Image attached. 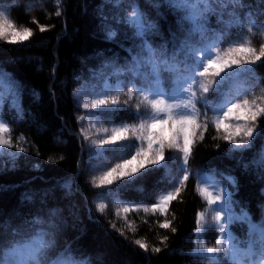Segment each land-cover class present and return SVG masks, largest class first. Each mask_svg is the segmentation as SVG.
<instances>
[{
  "label": "trees",
  "instance_id": "trees-1",
  "mask_svg": "<svg viewBox=\"0 0 264 264\" xmlns=\"http://www.w3.org/2000/svg\"><path fill=\"white\" fill-rule=\"evenodd\" d=\"M133 5L156 25L143 39L154 50H163L167 58L176 53V59L184 61L180 46L185 40L197 47L216 43L223 51L238 44L255 48L257 53L264 48V0H199L194 7H175L166 0H120L118 7L111 0H0V9L18 30L28 27L33 32L22 43L10 44L0 39V73L5 74L0 122H6L10 131L5 138L14 145L1 146L5 154H0V245L13 234H43L47 247L39 264H213L196 253L199 244L217 247V241L222 239L217 226L221 222L212 220L211 209L215 206L199 194L202 187L215 192L211 184L214 180L232 194L234 217L244 213L248 217L234 219L228 225L226 231L234 239L224 241L215 254V264H256L258 243L253 244L254 254L241 255L238 262L228 249L235 243L244 251L255 239L249 235L248 221L264 226V169L253 163L264 150V113L255 120L249 148L231 151L232 143L223 138V128L216 130V114L209 109L208 129H200L193 137L187 165H183L182 153L166 148L161 165L141 170L147 174L137 173L140 178L135 184L120 188L117 194L109 189H117L123 181L106 188L92 183L94 177L114 166L121 155L134 151L119 144L109 151H105L108 146H91L96 135L88 132L85 118L90 112L83 108L84 99L79 94L80 90L90 94L103 88L100 73L111 71L104 69L106 62L125 68L133 56L141 53L142 39L132 27L111 24L116 36L109 40L101 26V15L123 18L131 14ZM194 9L203 13L199 19L205 30L203 38L200 32L192 31L193 24L186 19ZM41 27L45 31L41 32ZM188 63H194L193 58ZM179 66L183 68V64ZM149 69L142 66L141 71L150 74ZM174 77L173 72L160 68V86L167 93L160 98L168 104L182 103L189 95L185 93L179 100L168 98L175 86ZM242 78L244 98L255 100L264 108V58L250 65ZM130 79L137 87L143 84L140 77L127 71L119 79L108 78L122 85L121 111L101 117L99 125L109 129L122 124L138 127L140 120L152 118L154 110L143 101L144 94L133 89L131 97L127 95ZM209 79L212 78L197 77L205 83ZM197 87L193 85L194 89ZM209 87L203 97L197 92L195 110L200 113L206 110L205 100L220 103L226 85ZM126 100L128 103L124 104ZM128 143L138 147L140 142L133 138ZM20 148L26 151H19ZM97 151H105V156L97 158ZM7 153H15V159ZM185 168L189 179L166 217L175 232L161 229L159 222L165 217L151 211L145 213L142 207L128 214L121 212L117 217V196L120 202L151 206L159 195L176 186ZM204 176L211 178L208 184L200 183ZM229 176L234 178V184L226 179ZM101 201L107 204L103 213L98 210ZM200 212L206 214V220L198 234ZM136 240L146 244L147 250ZM157 248L159 252L155 251Z\"/></svg>",
  "mask_w": 264,
  "mask_h": 264
},
{
  "label": "snow or ice",
  "instance_id": "snow-or-ice-1",
  "mask_svg": "<svg viewBox=\"0 0 264 264\" xmlns=\"http://www.w3.org/2000/svg\"><path fill=\"white\" fill-rule=\"evenodd\" d=\"M170 2L176 6H187L192 0H170ZM114 7H118L120 0H111ZM59 15V12L57 13ZM203 13L194 9L189 16L186 17L193 24V32H200L203 38L204 27L199 23V19ZM101 26L104 29V33L107 39H114L116 36V30L111 26L113 23H123L135 30V35L142 39L141 53L137 56H133L131 64L125 68L118 67L114 62H106L103 66L104 69H111L110 72L101 71L100 75L104 78L103 88L99 92H93L96 97L91 99L90 102L83 104L84 109H92L90 117L100 122L101 117H111L113 114L121 111L119 105L121 101L119 94L122 92V85L117 83L115 86L109 85L107 80L111 76L119 77L125 73V71L132 74L133 77H140L143 81L142 86L137 87L134 79L128 81L129 91L127 95L131 97L132 90L138 94L143 95V101H147L151 109L154 110L153 116L150 120H140L138 127L136 125L122 124L109 129L103 127L97 129L102 131L105 135L98 140L92 141V147H99L105 149V151L115 150L116 145L121 147H132L133 153L128 155H121L119 160L114 166L109 167L103 171L102 175L93 178V185L97 188H106L113 185L116 181H123L117 189H109L113 194H117L120 188H128L135 184L137 173H141V170L147 169L149 165H161L162 161H165V149H174L179 153H182L183 165H187L189 157L192 154L193 137L196 136L200 129L207 131V110H211L216 114L214 121L216 130L224 129L226 135L223 137L230 143L233 142V137H239L241 132H244L247 137H252L253 129L251 127L244 129L239 125L232 126L225 121L229 119H250L255 121L257 116L264 113V108H259L257 111H253L250 106V102L247 98L243 99L242 102H238L235 99H231L227 95L224 96L223 100L219 104H210L207 100L204 101L205 112L200 113L199 110H195V98L197 92L201 93V97L210 91V85L220 86L226 79L231 75L237 73L231 72L234 66L239 67L242 64L254 65L257 61H261L264 58V48H261L257 53L255 48L247 47L244 44H238L234 47H229L227 51H223L218 47L216 43H207L201 47L193 45L189 40L182 42L180 46V52L185 54L184 61H178L176 59V53H173L171 58L165 57L163 50L156 51L148 43L147 40L143 39L149 32L155 30V23L146 20L143 14L140 13L136 6H132V11L129 16L123 18H105L103 15L100 17ZM40 31H45L44 27L40 28ZM33 36V32L28 27H23L22 30H18L16 26L10 21L4 10L0 9V39L5 40L10 44L22 43L28 41ZM219 38L217 37V40ZM215 49V53H213ZM200 52H204L203 58H197ZM223 52V54H221ZM195 59V63H188V59ZM183 64V68L179 65ZM164 66L168 71L175 74L174 77V88L172 89V95L169 99L179 100L185 93L189 95L184 98L182 103L168 104L166 100L160 97H166L167 93L160 86L159 71L161 66ZM142 66H150L151 73H144L141 71ZM224 74V75H222ZM5 74L0 73V100H2L5 87ZM151 77V78H150ZM197 77H211L207 83L198 81ZM193 85H198L197 88H193ZM9 90H11V84H9ZM218 91V88L215 89ZM151 96V99H149ZM15 103V102H14ZM127 104L128 101H123ZM139 107V105H137ZM183 108L184 111L178 109ZM175 110V111H174ZM203 118V119H202ZM81 120L84 117H80ZM2 120V118H0ZM109 122H111L109 120ZM95 127V123L92 125ZM10 129L6 126V122H0V146H6L12 148L11 139L5 138V134L9 133ZM131 133V136H130ZM87 139V137H85ZM133 138L139 141V146L128 143ZM200 139H203V133H200ZM146 143V146H145ZM245 143L241 140L237 144V149L240 145ZM237 149H232L235 151ZM19 151H26L24 148H20ZM105 151H97L94 155L97 158L105 156ZM0 154H5L3 148L0 147ZM15 159V153H7ZM254 164L258 165L261 169H264V153H261L260 158L253 161ZM147 173H141L146 175ZM128 178L125 180V178ZM189 179L187 175V169L185 168L184 174L181 179L176 183V186L161 194L157 197L156 202L151 206L128 204L127 202H120L117 196L116 203L119 206L116 212L117 217L120 216L121 212L128 214L133 210L139 211L142 207L145 213L151 211L152 213H159L165 217L162 222H159L161 229H171L175 232V228H172V222L166 217L169 213L171 203L178 197L181 189L184 186V182ZM210 177L204 176L200 179L201 184H208ZM230 183H235L233 177H226ZM212 187L215 192L210 191L208 187L199 188V194L207 201L209 205H213L211 211L214 213L212 220L220 221L217 226L220 233H222V239L217 241V247L205 248L203 244H199L197 249V255L206 256L215 264V254L220 250V247L224 244V241H233V237L230 232L226 229L228 225L234 219L248 220L247 214L244 213L240 217H234L231 211L232 205V194L225 188L221 187L220 184L214 180L211 181ZM127 204V206H122ZM107 204L103 201L98 203V210L104 212ZM127 220V217L125 216ZM206 220V214L204 212L199 213V229L203 230V222ZM249 222V235L255 237L254 240L249 242L246 250L241 251L235 245L231 243L229 246V252L232 253L234 261L239 260L241 255H252L253 244L259 245V261H264V226H257ZM113 228L116 227L113 223ZM167 239V237H165ZM141 248L147 250V245L141 243L140 240L135 241ZM47 247L46 241L43 239V234H37L34 237H17L15 234L12 235L11 239L0 245V264H39V257L42 255L44 248ZM159 252L160 249H155Z\"/></svg>",
  "mask_w": 264,
  "mask_h": 264
},
{
  "label": "rangeland",
  "instance_id": "rangeland-1",
  "mask_svg": "<svg viewBox=\"0 0 264 264\" xmlns=\"http://www.w3.org/2000/svg\"><path fill=\"white\" fill-rule=\"evenodd\" d=\"M167 1L170 3V5L174 6L170 2V0H167ZM198 1L199 0H196V1L192 0V2L189 5L180 6V7H194L195 4L198 3ZM245 46L249 47L248 45H245ZM213 53H215V51H213ZM221 54H223V53H221ZM204 55H205L204 52H200L198 54L197 58H203ZM193 62L195 63V59H193ZM249 66L250 65H248V64H242L239 67L234 66L233 69L230 70L231 72H234V73H237V74L229 76V78L226 79L222 85H220L221 87L226 85V88H224L223 91H222L220 102L223 100L225 95H227L231 99L237 100L238 102H242V100L245 99L244 96L246 94V88H245V85L242 82L243 81L242 80L243 79L242 76H243V73L246 71V69ZM161 68H165V67L162 65ZM149 73H151V67L149 69ZM222 75H224V74H222ZM107 83L109 85L115 86L119 82L111 83V81L107 80ZM214 86H216V85H214ZM97 92H99V91H97ZM79 94H81V97H83L84 103L90 102L91 99L96 98L93 95V92L90 93V94H87V93L83 92V90H80ZM249 102H250V106L252 107L253 111H257L259 108H261L260 105L258 104V102H256L255 100H249ZM1 104H2V100H0V105ZM88 111L92 112L94 110L88 109ZM85 120H86V124H87V128H88V132L91 133L92 135H96V137L93 140H98L99 138H101V137H103L105 135L102 131H99V132L97 131V129L101 128V125H99L98 122L94 121L90 117V115H87ZM94 123H95V127L92 126ZM225 123H227L229 125H232V126L239 125L242 128H244V129H247V128L251 127L253 129L252 137L255 134V129H254L255 121L253 122L250 119H235V118H233V119H229V120L225 121ZM252 137L249 138V137H247L245 135L244 132H241V135L239 137H235V136L233 137V142H231V143H232L234 149H237V144H239L240 141L243 140V141H245V143L241 144L240 148L237 149V150L246 149V148L250 147V142L252 140ZM99 149H101V148H99ZM262 153H264V150H263Z\"/></svg>",
  "mask_w": 264,
  "mask_h": 264
}]
</instances>
